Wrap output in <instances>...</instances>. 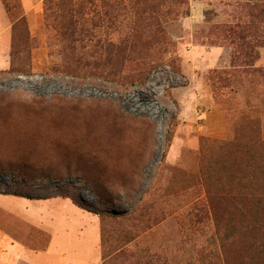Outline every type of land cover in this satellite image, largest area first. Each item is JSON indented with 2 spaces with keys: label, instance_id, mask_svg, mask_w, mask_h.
Returning a JSON list of instances; mask_svg holds the SVG:
<instances>
[{
  "label": "rangeland",
  "instance_id": "obj_1",
  "mask_svg": "<svg viewBox=\"0 0 264 264\" xmlns=\"http://www.w3.org/2000/svg\"><path fill=\"white\" fill-rule=\"evenodd\" d=\"M255 1L44 0L30 18L0 0V175L17 178L0 225L26 212L5 193L64 196L99 216L102 261L264 264V208L245 196L264 151ZM234 159L242 174L218 180Z\"/></svg>",
  "mask_w": 264,
  "mask_h": 264
},
{
  "label": "crops",
  "instance_id": "obj_2",
  "mask_svg": "<svg viewBox=\"0 0 264 264\" xmlns=\"http://www.w3.org/2000/svg\"><path fill=\"white\" fill-rule=\"evenodd\" d=\"M43 1L21 0L30 18ZM3 49L0 47V51ZM2 197L15 204H24L26 212L4 208L5 224L0 225V264H102L100 218L97 214L64 196L39 200L14 195ZM50 209L54 210V215L48 219L52 221H44L45 211ZM17 223L21 229H13ZM31 232L41 233L46 243L41 244ZM54 246L55 257L52 254Z\"/></svg>",
  "mask_w": 264,
  "mask_h": 264
},
{
  "label": "trees",
  "instance_id": "obj_3",
  "mask_svg": "<svg viewBox=\"0 0 264 264\" xmlns=\"http://www.w3.org/2000/svg\"><path fill=\"white\" fill-rule=\"evenodd\" d=\"M250 10L252 11L254 16H257L259 18V20H262V22L261 21L260 22L263 23V26H264V2L262 0H256L255 3L251 6ZM258 25H259V23L255 27L249 26L248 30H251V31L256 30ZM221 144L222 145L220 147V150L222 153L230 152L232 150V148H231L233 145L232 142H227V143L223 142ZM262 144H264V141L262 142ZM118 145H121L119 140H118ZM217 165L219 166V168H222V170H217L218 180L221 178V173L225 174V171H223V170H226L228 172L229 176L231 178L235 179L234 175L235 174L241 175L242 169L246 167L248 169V172L250 173L249 176H251L252 179H250V181L248 182L249 183L248 185L250 186L251 190H249V192H247L245 194V196H247L248 198H253V201L256 204L254 209H259L261 207L264 208V197H258V195H257V193H259V192H264V151L263 152H253V155L251 157V164L248 166H245L243 168H240L236 164V159H234L229 164L225 161H217ZM256 167H258V168H256ZM257 172L261 173L262 179H259L257 177ZM242 189L244 190V188H242ZM226 191H230L228 186L222 187L221 189H217V199L221 198L220 197L221 193L222 192L225 193ZM238 193L241 194V188L238 189ZM4 195H11V193L10 194L5 193ZM12 195L21 196V197L28 198V199H38V200L39 199H47V197H45V198L33 197V196H30L27 194H12ZM229 195H232V193ZM234 195H236V194L234 193ZM234 195L231 198V201L236 200L234 198ZM95 214H97V213H95ZM115 215H117V214L114 213L113 217H116ZM120 216H124V214H122ZM256 220H257V218H256V216H254L253 221H256ZM104 241L105 240L103 238V242ZM256 246H259V244L252 243L253 248ZM117 251L118 250H110L109 252L104 251L103 252V264H112V260L114 258H118L119 257L118 254L121 253V252H119L118 254L115 255V253ZM114 255H115V257H114ZM253 256H254V253H252L251 260L245 262L244 264H258V261L256 262V260L253 259L254 258ZM219 264H225V262L219 263Z\"/></svg>",
  "mask_w": 264,
  "mask_h": 264
},
{
  "label": "built area",
  "instance_id": "obj_4",
  "mask_svg": "<svg viewBox=\"0 0 264 264\" xmlns=\"http://www.w3.org/2000/svg\"><path fill=\"white\" fill-rule=\"evenodd\" d=\"M16 180H17V178L11 174L10 175H7V174H1L0 175V185L3 187H6L7 185H8V187H11L12 184L16 183ZM48 183H51V182H48ZM55 183H56L55 180H53L52 184H55ZM61 184H63V183H61ZM84 198H87V196H85Z\"/></svg>",
  "mask_w": 264,
  "mask_h": 264
}]
</instances>
